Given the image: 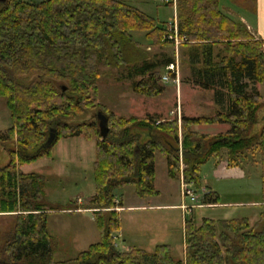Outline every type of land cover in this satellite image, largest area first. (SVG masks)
<instances>
[{"label":"trees","instance_id":"1","mask_svg":"<svg viewBox=\"0 0 264 264\" xmlns=\"http://www.w3.org/2000/svg\"><path fill=\"white\" fill-rule=\"evenodd\" d=\"M177 19L178 35L187 39L181 50L191 78L213 91L220 107L213 115H182L180 123L160 114L117 116L97 99L101 66L122 70L121 77L132 79L140 95L164 92L161 70L176 63L174 53L151 57L132 33L145 31L151 45L173 47L170 23L119 0L0 3V97L12 117V126L0 130V144H16L10 161L0 166V217L11 220L0 239V264H264V226L257 229L247 217L204 218L200 225L186 218L183 259L167 243L153 251L117 246L115 233L122 228L117 188L132 185L140 198L158 195L156 153L167 159L169 177L179 180L180 144L185 180L197 190L203 187L201 166L226 150L229 166L259 162L264 199V116L258 128L264 98L256 86L264 82V38L225 12L220 0H179ZM88 109L107 115L106 137L97 122L65 121ZM218 123H228L229 130L203 134L192 129ZM52 129L56 139L44 147ZM81 134L96 138V193L85 209L93 212L100 240L76 258L57 261L48 229L53 207L45 202L46 177L21 167L51 157L61 138ZM203 201L220 202L212 191Z\"/></svg>","mask_w":264,"mask_h":264},{"label":"rangeland","instance_id":"2","mask_svg":"<svg viewBox=\"0 0 264 264\" xmlns=\"http://www.w3.org/2000/svg\"><path fill=\"white\" fill-rule=\"evenodd\" d=\"M135 6L140 10L154 17L159 23L168 24L176 19L177 7L166 0H119ZM223 0V4H225ZM233 2V1H232ZM239 2V1H238ZM239 3L240 12L248 13L249 6L253 0H241ZM235 3V2H233ZM236 4V3H235ZM238 4V3H237ZM229 5L231 3L229 1ZM234 6V5H233ZM234 8V7H233ZM178 21V19H177ZM171 24H168L169 29ZM252 32V31H251ZM141 43L143 50L155 55H171L174 53L176 66L175 70L179 75L180 85L162 78L167 74V68L161 70L160 83L164 86V92L157 97H147L136 93L132 88V79L121 77L122 70L114 66H101V77L99 79L98 101L102 103L109 111L114 112L117 116H144L150 112L158 114L164 119H178L181 122L182 115L203 116L213 115L220 109L216 103L214 93L198 86L191 78V72L188 64L182 54L181 44L177 45L173 42L172 46L151 45L146 37L145 31H134L132 33ZM185 54V53H184ZM183 56V57H182ZM125 72V71H124ZM251 86L255 84L251 83ZM260 93L264 98V82L257 84ZM181 112L180 115H172L176 110ZM100 109H88L77 117L68 118L65 121L73 124L78 123H94L98 121V111ZM264 116V107L259 112L260 123L258 128L262 126ZM162 121V120H158ZM157 121V123H158ZM98 124V123H97ZM12 126L11 112L7 107L6 101L0 97V130L4 131ZM223 125L204 124L201 129L204 132L213 134L221 131ZM257 128V129H258ZM181 137V132H180ZM16 148L15 143L5 142L0 144V166H5L10 161V149ZM180 149L182 146L180 144ZM223 154V153H222ZM160 156V152H157ZM98 150L96 138H87L84 134L61 138L58 144L53 148L51 157H43L31 164L21 167L24 173H40L46 177V198L45 202L48 207L53 210L48 211V229L51 235L55 237L57 249L55 251V259L63 261L76 258L82 251L89 248L91 244L100 240V232L95 223L92 210L85 209L96 193L95 184V161L97 160ZM181 169L184 171L186 167L185 161L179 152ZM258 158V157H257ZM161 159V158H159ZM258 164V165H257ZM214 158L203 164L200 168L201 178L203 177L205 184L209 185L219 194V203H204V193L197 190L200 201L207 204L204 207H195L196 224L200 222L203 216H209L216 221L221 219H233L247 217L252 219L251 224L257 229L264 226L261 214L264 210V202L262 195V169L258 162H244L241 169L244 175L233 174L232 178L227 175H217L215 173ZM159 178L168 179L165 167L158 162ZM203 182V180H202ZM167 185L163 187L164 192L173 196L174 203H181V191L176 194V186ZM117 198L126 206L137 201L138 196L132 185L117 188ZM178 195V199H175ZM188 204L191 203L189 197L186 198ZM194 208V209H195ZM128 211L122 214L127 215ZM181 210H173V224L171 234L167 237V243L172 244L174 256L183 257L184 240L183 220L191 218V214L178 216ZM125 217L124 231L115 233L118 248L125 250L124 246L131 245L129 238H132L128 232V223ZM11 220L7 216L0 217V239L10 229ZM221 230V228L219 227ZM182 259V258H181Z\"/></svg>","mask_w":264,"mask_h":264},{"label":"crops","instance_id":"3","mask_svg":"<svg viewBox=\"0 0 264 264\" xmlns=\"http://www.w3.org/2000/svg\"><path fill=\"white\" fill-rule=\"evenodd\" d=\"M225 1H226L225 4H223V0H220L221 8L225 12H227L232 17L244 22L248 26L250 31H252V33L257 38H264V0H253L252 5L249 6L250 11H248V13L240 12L241 6H239V3H242L241 0H225ZM229 1L231 3V6L229 5ZM232 1L235 2L236 4L233 3ZM158 114H161V112H158ZM187 116H191V115H187ZM218 124L223 125L224 127L221 131L217 133L226 132L230 128V125L228 123H218ZM203 125L204 124L193 125L192 129L199 133L212 134L210 132L202 131L201 129L203 128ZM208 125H214V124H208ZM222 153H221L220 158H214L215 163L217 164L214 167L215 173L217 175H221V174L227 175L231 178L234 173L240 174L243 176L244 172L242 171L240 166H229L228 159H227V151L223 150ZM158 162L162 163V165L165 167L168 179L159 178ZM256 162L258 161L256 160L255 163ZM202 180H203V187L201 191L203 193H208L212 191L218 194V192L215 190L214 187L211 188L209 185L205 184L203 177H202ZM175 181H177V183H175L176 194H177L179 192V186H178L179 180L169 177L168 171H167V159L161 153H160V156L157 155L156 153V187L160 193L156 196H151L147 198H140L138 196L139 199H137V201H135L134 203L129 204L128 206H126L119 199L117 200L118 202L122 203V207L118 209L122 217V228L119 231H124V224H125V217H126L127 218L126 220L128 223V229H129L128 232L131 235H133L132 238L128 239L131 245L133 246H130V247L124 246L125 250L136 247V248H141L147 251H153L156 245L167 243L166 239L171 234V230L173 228L172 225L175 224L176 222L180 223V221L176 220L173 222V224H171L173 210H177V209L181 210V214L178 212L179 217L180 216L182 217V215H185V214L187 215L188 213H190L191 217L195 218L196 208L184 211L182 208H180V205L182 202L178 204L174 203L173 196L172 195L170 196L169 193L164 192L163 187H166L167 185H170L171 187H173ZM178 198L179 197L177 195L175 199H178ZM124 211H128L126 216L122 214ZM204 218H209V216L201 217L200 218L201 221L198 222L197 225H200ZM251 218H250V223L252 222ZM185 219L183 220V228L185 226ZM183 237H184L183 238L184 249H183V257H181L182 259L185 257V249H186L185 232H184ZM167 244H170V243H167ZM171 247H172V253H173L174 252L173 246Z\"/></svg>","mask_w":264,"mask_h":264},{"label":"built area","instance_id":"4","mask_svg":"<svg viewBox=\"0 0 264 264\" xmlns=\"http://www.w3.org/2000/svg\"><path fill=\"white\" fill-rule=\"evenodd\" d=\"M166 2L168 3H172L175 7H177V3L178 0H166ZM172 29L175 31L174 35H170V38L174 40V42H176L177 45H180L181 43L187 41L186 38L184 37H179L178 35V21H177V17L175 20H173L172 22H170ZM177 64L176 63H171L170 65L167 66V74L163 76V80L165 82L168 81H172L177 83V85H180V81H179V75L177 73V71L175 70V66ZM172 115H180L181 112L179 111V107H178V111L176 110L175 113H173V111H171ZM160 121H158L159 123ZM180 154L182 156V150L180 149ZM179 186H180V191H181V197H182V203L180 205V208H182L184 211L187 210H191L195 207H205L207 204H204L203 202L200 201L199 196L197 195V191L196 188L194 186L193 183H188L185 180V176L183 173V170L181 169L180 171V179H179ZM190 199L191 203L188 204L186 202V198Z\"/></svg>","mask_w":264,"mask_h":264},{"label":"water","instance_id":"5","mask_svg":"<svg viewBox=\"0 0 264 264\" xmlns=\"http://www.w3.org/2000/svg\"><path fill=\"white\" fill-rule=\"evenodd\" d=\"M7 0H0V3H6ZM66 86H64L62 89L63 91L66 90ZM97 117H98V127H99V130H100V133L103 137H106L109 133V130H110V127H109V119L107 117V115L102 111V110H99L98 111V114H97ZM56 136H57V131L55 129H52L51 130V133L49 135V138L48 140L46 141L44 147H47V146H51L55 139H56Z\"/></svg>","mask_w":264,"mask_h":264}]
</instances>
